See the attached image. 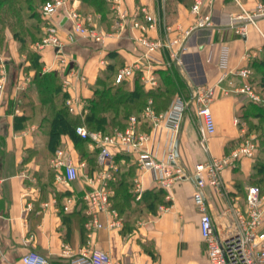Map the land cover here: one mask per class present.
Returning <instances> with one entry per match:
<instances>
[{"label":"crops","instance_id":"0c3cea01","mask_svg":"<svg viewBox=\"0 0 264 264\" xmlns=\"http://www.w3.org/2000/svg\"><path fill=\"white\" fill-rule=\"evenodd\" d=\"M260 2L264 3L261 0H204L203 10L211 15L212 27L193 33L180 64L169 63L163 48L145 57L147 50L135 41L143 34L141 30H133L129 24L116 30L111 7L102 15L84 8L81 0L75 6L84 15H91L94 27L108 34L104 42L95 43L81 37L70 42L69 25L63 21L58 27L64 42L61 51L56 53L51 46L40 52L33 50L40 57L43 73L54 72L61 81L68 95L67 105L71 101L74 109L71 112L68 105L70 114L81 119L88 113L97 80L136 62L142 63L141 70L126 78L130 85L139 77L147 90L165 85L175 89L162 112L170 109L179 96L192 102L194 93L213 89L215 99L211 109L216 134L208 142L207 151L200 145L201 120L194 102L185 112L177 134L164 125L151 129L145 123L140 128L151 132L150 147L162 161L167 159L168 151L178 139L177 166L193 175L198 164L228 154L249 131L246 119L238 116L250 100L241 90L254 72L253 64L264 57V18L257 20V26L250 25L246 36H240L230 26V16L240 15L242 7L254 12ZM193 3L194 0H124L123 8L133 15L138 6L146 7L157 27L144 34L151 40L168 44L181 30L193 26ZM63 15L61 10L52 18L55 26ZM142 22L144 26L147 23ZM41 26L44 30L43 23ZM224 46L229 49L228 70L219 65ZM246 69L250 76L243 78L240 72ZM33 74L32 70L23 76L20 74L18 84L25 78L31 81ZM167 77L170 84L165 80ZM18 84L10 92H6L7 85L0 107V264H22V256L31 251L45 256L49 264H70L72 259L94 249L108 252L113 264H210L199 229L200 216L193 203L195 182L192 178L177 182L170 190L163 189L155 181L154 173L141 169L136 156L127 153L114 156V168L109 171L114 180L102 179L104 169L97 163L99 150L95 145L87 141L78 148L69 135H62L59 148L68 151L79 167L80 177L70 185L61 183L51 165L56 150L51 153L45 146L37 122L26 123L20 131L25 132L24 136L14 131V117L22 114L16 103ZM253 102L264 106L262 98L261 102ZM9 104L11 112H7ZM250 135L257 138L256 133ZM238 168L240 177L246 179L252 161L244 159ZM235 176V171L229 168L223 175L221 193L212 188L204 191L209 212L219 228H231L224 209L229 199H241L239 188L237 191L234 184ZM104 183L112 194L109 205L98 215L104 227L96 229L89 226L93 214L86 197ZM68 197L76 201L66 212L64 204ZM113 222L118 225L111 227Z\"/></svg>","mask_w":264,"mask_h":264},{"label":"built area","instance_id":"2783aa9c","mask_svg":"<svg viewBox=\"0 0 264 264\" xmlns=\"http://www.w3.org/2000/svg\"><path fill=\"white\" fill-rule=\"evenodd\" d=\"M111 9L115 13L114 28L122 29L129 24L133 30H141L143 34L135 38L136 43L144 47L147 52L145 57L151 53L165 49L169 63H181L182 55L188 50V42L196 30L208 29L212 27V17L204 12V0H194L192 13L194 14V24L191 28L181 30L178 36L168 44H163L159 40H151L144 32L157 27L156 20L149 14L144 6H138L133 15L123 8L124 0H107ZM77 0H48L40 7V14L44 24L42 38L35 44L37 51H43L46 47H53L56 53L64 48V42L59 35L61 23L65 21L69 25L67 39L72 42L76 37L87 38L95 43H103L108 36L104 31L99 30L91 24V15H84L80 12ZM64 10L58 26L52 22V18ZM230 26L240 36H246L250 25L257 26V20L264 18V3L257 4L254 12H249L242 7L240 15H231ZM146 21L144 26L142 21ZM238 21H240L238 23ZM59 27V28H58ZM65 60H63V63ZM219 65L222 69H229V49L222 47L220 52ZM0 107L3 104L2 96L8 84V75L5 70V63L0 58ZM142 63L136 62L130 67L121 69L116 75V83H120L135 72L141 70ZM240 76L248 78L249 70L240 72ZM83 79V78H82ZM30 82L25 78L17 85V92L27 89ZM68 83V82H67ZM66 83V84H67ZM242 93L255 102H261L260 96L245 84ZM215 99L213 89H205L194 93L192 99L196 106V112L201 120L200 145L204 150H208V142L216 134V121L211 109V103ZM190 101L177 97L173 105L166 112L155 111L150 100L146 108L139 114L129 118L124 129H114L106 133L102 131H90L86 126H78L76 134L83 140L91 142L99 150L97 163L104 170L101 173L102 179L114 180V176L109 173L114 168L115 154H134L139 167L146 171H152L155 181L166 190H170L180 181L192 178L195 182L193 193V203L199 213V229L201 237L206 245L207 258L210 264H264V186L248 185L245 188V198L243 201L229 199V204L224 209V216L231 222V228H219L216 226L204 195L207 188H212L221 193L224 188L223 175L227 169L242 159H253L257 152V138L254 135L248 136L236 148L228 154L219 158H211L196 166L193 175H189L177 166V157L174 148L168 151L165 161L159 160L150 147L151 132L141 131V125L148 123L151 129L162 125L178 133L183 116L190 107ZM70 111L71 101H68ZM18 113V111H17ZM236 123H239L236 120ZM24 136L25 132L16 133ZM52 167L58 172V180L66 185H70L80 177L79 167L74 163L65 148H58L51 161ZM112 191L104 183L100 189L90 193L86 199L91 205L93 217L89 226L96 229L104 227L99 219V213L104 211L109 205ZM74 197L65 200L64 211L68 212L75 202ZM111 223V227L117 226ZM22 264H49L48 259L36 251H31L21 258ZM70 264H113L108 252L94 249L90 253H83L71 260Z\"/></svg>","mask_w":264,"mask_h":264},{"label":"trees","instance_id":"16d2710c","mask_svg":"<svg viewBox=\"0 0 264 264\" xmlns=\"http://www.w3.org/2000/svg\"><path fill=\"white\" fill-rule=\"evenodd\" d=\"M35 1L43 4L48 0H0V24H8L11 20L9 26H22L20 12L25 9V6L28 10H34L37 5L32 4ZM26 2L29 5H22ZM81 5L102 15L110 11L107 0H81ZM41 28L40 25L36 31L27 32L25 38L24 36L20 38L21 31L14 32V36L22 49L28 48L29 43L42 38ZM28 50L26 49V51ZM39 59L40 57L35 51L29 50L27 59L18 65L17 70L22 76L28 74L30 70L34 74L31 75L32 78L27 89L18 92L16 96V103L22 114L14 117L13 128L15 132H20L27 122L36 123L37 114L41 115L40 121L37 122L38 130L45 146L51 153L60 147L62 135H69L78 148L83 147L87 141L76 134L78 126H86L90 131L106 133L112 132L114 129H124L129 118L133 115H139L150 100L155 111L161 113L175 94V89L171 85L147 90L140 82L139 77L134 79L133 85H130L126 79L116 83L117 73L111 75L108 72L97 80L93 97L89 101L88 113L84 119L73 117L69 112L68 95L63 91L61 81L54 72L43 73ZM27 62L30 63L29 66ZM253 68L254 72L249 78L248 84L264 100V57L256 61ZM165 80L170 84L168 77ZM247 103L248 105L242 114L238 116L241 119H246L249 125V131L246 135L249 136L251 133L257 135V152L254 156L255 159L253 158L251 172L246 178L247 181L251 182L260 181L264 178V157H257L258 154H264V106L258 105L252 100ZM240 142L241 140L238 141L237 145ZM235 146L233 145L231 148L233 149ZM230 168L235 171L236 176H241L238 162ZM236 176L235 178H237ZM246 179H240L239 183L237 181L235 185L237 191L239 188L240 200L242 201L245 198L243 181ZM258 185L264 186V183Z\"/></svg>","mask_w":264,"mask_h":264},{"label":"rangeland","instance_id":"374dc122","mask_svg":"<svg viewBox=\"0 0 264 264\" xmlns=\"http://www.w3.org/2000/svg\"><path fill=\"white\" fill-rule=\"evenodd\" d=\"M22 5H29V3H27V2H26V4L22 3ZM32 5H37L34 10H32V11L28 10V9H26L27 7L25 6L24 7L25 9L20 12V17H21V21H22L21 25L22 26H19V27L9 26L10 21H11L10 18H9L10 21L8 24L7 23H4L2 25L0 24V30H1L0 31L1 32L0 33V58L5 63V70H6V73L8 75V84H7L8 88H7L6 92H10V88L12 86H14V84H18V81L20 78V72H18V70H17L18 65L21 61H25L27 59V55H28L29 50L34 52L33 48L35 47V44L38 43V41H39V39H36V42L29 43L28 48H26L27 50L28 49L29 50L26 51L25 48L22 49V46L20 45L19 42H17V39L14 36V32L19 30V31H21L20 38L23 36L25 38L27 32H30L31 30L36 31V29H39L40 25H42L43 20L41 18V14L39 12L40 7L42 5L41 2L35 1L34 4H32ZM41 29L43 32L44 31L43 26ZM0 76H1V66H0ZM108 84H109V82H108ZM6 92H4V95L2 96V101L5 99V96H6L5 93ZM12 94H14V93L12 92ZM12 94L10 96H12ZM13 97H14V95H13ZM11 104L8 105L7 112L12 111V105ZM40 116H39V114H37V117L35 119L36 122L40 121V119H41ZM4 129L6 130L5 125H4ZM247 137L248 136L245 135L243 137V139H241V142H243ZM239 144H238V146H239ZM257 157H264V154H258ZM254 159H249V160H251L253 162ZM242 160H244V159H242ZM242 160L238 161V164H240ZM236 177L237 178H235V182H234L235 185H236L237 181L239 183L240 179H243V178H240V176H238V175ZM261 180H263V181H261ZM243 182L246 183L244 186V189H245L246 186H248V185H254V184L258 185V184L264 183V178L260 179V181H251V182L247 181V179H246Z\"/></svg>","mask_w":264,"mask_h":264},{"label":"water","instance_id":"95a60500","mask_svg":"<svg viewBox=\"0 0 264 264\" xmlns=\"http://www.w3.org/2000/svg\"><path fill=\"white\" fill-rule=\"evenodd\" d=\"M178 146H179V140L177 139L174 145V153L176 157H178Z\"/></svg>","mask_w":264,"mask_h":264}]
</instances>
